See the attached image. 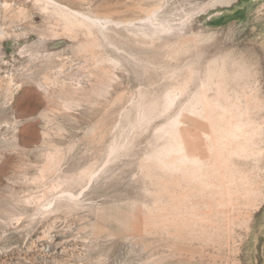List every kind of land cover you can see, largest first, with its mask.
Listing matches in <instances>:
<instances>
[{"label": "rangeland", "instance_id": "rangeland-1", "mask_svg": "<svg viewBox=\"0 0 264 264\" xmlns=\"http://www.w3.org/2000/svg\"><path fill=\"white\" fill-rule=\"evenodd\" d=\"M0 264H264V0H0Z\"/></svg>", "mask_w": 264, "mask_h": 264}, {"label": "bare ground", "instance_id": "bare-ground-1", "mask_svg": "<svg viewBox=\"0 0 264 264\" xmlns=\"http://www.w3.org/2000/svg\"><path fill=\"white\" fill-rule=\"evenodd\" d=\"M72 17V16H71ZM2 35V34H1ZM168 95V94H167ZM170 95L172 96V93H170ZM173 97H175L174 95H173ZM166 99L168 100L167 102H165V103H169V104H171V102H172V98H167L166 97ZM166 99H165V101H166ZM160 101V100H159ZM168 104V105H169ZM163 106V105H162ZM167 107V106H166ZM173 107V106H172ZM199 109V108H198ZM165 110V109H164ZM165 112V111H164ZM164 114V113H163ZM236 117V116H235ZM141 119V118H140ZM238 119V118H237ZM236 119V120H237ZM173 120V119H172ZM136 121V120H135ZM175 124H177V122L176 121H172V122H170V123H168V127H167V129H166V132L168 133V134H172V132L174 131L175 132V130H174V128H175ZM163 125V124H162ZM165 125V124H164ZM165 127H166V125H165ZM165 132V131H164ZM175 135V134H174ZM177 135H178V133H177ZM181 135V134H180ZM222 135V134H221ZM168 136V135H167ZM168 138H170V136L168 137ZM166 139V138H165ZM173 139H176L175 141H176V144L175 143H173V142H175V141H170V143L172 142V144H175V146L174 145H170V143L166 146V144H165V147H167V153L168 152H171V151H173V150H175V152L177 151V152H181L182 153V155L180 156V158L181 159H188V158H190V157H188V154L185 152V153H183L184 152V144H183V140H182V138L181 137H179V135H178V137L177 136H175V138H173ZM167 142H168V140H167ZM121 145V144H120ZM170 145V146H169ZM115 147V146H114ZM162 148V147H161ZM241 148V147H240ZM113 150V149H112ZM186 150V149H185ZM162 153H164V152H162ZM246 153V152H245ZM163 155V154H162ZM168 155V154H167ZM55 156V155H54ZM162 157V156H161ZM183 157V158H182ZM159 158V157H158ZM179 158V157H178ZM196 163H198V160L199 159H193ZM184 161V160H183ZM200 162V161H199ZM185 172V171H184ZM195 177V176H194Z\"/></svg>", "mask_w": 264, "mask_h": 264}]
</instances>
